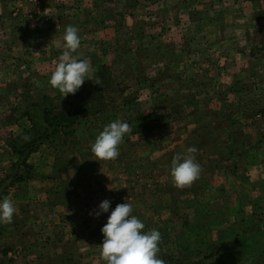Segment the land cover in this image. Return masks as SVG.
Here are the masks:
<instances>
[{"label": "rangeland", "instance_id": "1", "mask_svg": "<svg viewBox=\"0 0 264 264\" xmlns=\"http://www.w3.org/2000/svg\"><path fill=\"white\" fill-rule=\"evenodd\" d=\"M75 1L78 5L83 2ZM195 1L200 4H192V13H171L174 25L183 26L175 28L170 40L151 38L148 29L142 28L141 33L136 28L134 35L140 41H135V46L130 38L109 55L97 52L98 56L88 60L91 75L100 84L86 80L74 95L65 98L49 84L48 75L55 67L50 60L53 56L41 55L35 46V51L34 47L26 50L28 56H1L7 48L0 45V181L14 160L6 139L16 136L12 132L22 127L12 122L24 119L20 105L13 110L7 107L9 103L36 102L28 110L36 119H41L45 107L81 111V127L68 135L67 144L55 138L51 147L45 144L32 157L35 179L28 178L8 190H4L7 181L0 186V198L13 201L32 195L28 198L38 206L25 226L31 228L35 254L44 250L36 244L40 233L46 246L47 238L55 240L54 235L64 234L60 245L68 249L77 223L83 226V217L90 218V212L108 199L111 207L102 215L104 221L117 204L126 202L132 205V214L143 215L148 222L152 218L145 230L156 228L166 235L159 257L164 252L180 258L182 253L192 254L201 238L190 235L191 228L200 224L205 228L216 219L220 224L223 220L226 231L227 227L236 228V235L207 253L206 264H264V0ZM25 10L23 1L14 0L10 16L15 21L23 16L37 23L45 14ZM67 15L70 22L79 24L94 17L82 10ZM116 23L123 24L119 19ZM97 36L100 40L99 33ZM101 66L108 71L104 78L99 73ZM152 112L156 115L151 116ZM117 118L125 119L132 131L125 135L116 159L99 161L91 147L81 148L84 139L90 135L95 139ZM190 146L198 149L196 158L202 171L191 186L178 189L170 176L171 160ZM66 165L78 180L73 182L74 189L68 187L61 196L48 197L45 189L49 185L44 184L52 180L44 176V169L59 172ZM251 177L259 181L255 185L260 190H250ZM245 196H250L247 201L254 199L261 204L246 205ZM52 200L63 205H46ZM245 206L248 212L256 210L254 218L250 219ZM59 207L62 210L55 211ZM197 210L202 211L199 223ZM16 212L21 215L19 209ZM219 230L214 228L212 236ZM100 249L74 255L76 263L106 264ZM19 252L11 256L12 263L4 262L6 256L0 254V264L23 262L27 255Z\"/></svg>", "mask_w": 264, "mask_h": 264}, {"label": "crops", "instance_id": "2", "mask_svg": "<svg viewBox=\"0 0 264 264\" xmlns=\"http://www.w3.org/2000/svg\"><path fill=\"white\" fill-rule=\"evenodd\" d=\"M13 1L14 0H0V45H5L7 48V51H5V53H2L1 56H28V52L26 54V50L28 51L30 47L35 46L38 53H40L41 55L43 53L44 56H53V58L50 60H52L55 65L56 62H59V58L64 51L63 45L65 42L63 41V34L65 28L68 25L76 26L79 30V35L86 38H81V47L78 49V52L74 53L73 55L78 54L81 57L91 60V57L98 56V53H100L99 56H105L106 53L107 55H109L111 52H115V50L117 49L120 50V48L124 46L126 40L130 38L133 42V45L135 46V41H140L134 35V30L136 28L140 31L142 28L148 29V35L151 38H165L166 40H170V37H173V31L175 30V28H182L183 26L181 23H177L178 25H174V18L170 16L171 13L175 11L177 13L183 12L188 15L192 13V4H200V2H197L195 0H82L83 2L79 5L75 0H69L68 2H65V0L63 2H59V0H35L34 2H29L30 0H21L24 2L25 8L26 10H28V12H32L37 9V11L41 12L40 14L45 13L40 17V19H43L37 20L36 23L34 22V20H30L29 22V20L27 18H23V16L15 21L12 16H10ZM200 8L201 5H198L197 9ZM76 10L88 12L94 17L91 22L89 21V23L79 24L77 22H70L72 20L67 14L72 13V11L76 12ZM123 13L126 14L122 15ZM120 15L124 18L120 19ZM118 19L122 20L123 24L116 23ZM184 20H186V17H184ZM98 22H103V24H101V26H97ZM141 24L145 25L143 26ZM81 28H83V30ZM98 33L100 34V40L97 38ZM37 35H39V37ZM142 36L145 37L146 35H144L143 33ZM108 43L110 44L108 45ZM8 46H11L10 50ZM16 49L18 54L16 53ZM23 75L26 76L25 73ZM50 76L51 73H49L48 75V80ZM33 84L34 83H32L31 85ZM31 89H36V87H31ZM18 90H20V93H23L22 87H18ZM35 103L36 102H29L28 100H26V103H24L20 100L19 102H11L7 106L11 107L10 109L18 110L19 106L16 105H20V109H22L23 112V120L18 121L17 119L16 122H12V124L20 123L19 126H22L20 128L21 130H19L18 132H12L13 134H17L16 136L24 137L27 134L29 137H33V122L37 119L33 117L32 114V117H30L28 110ZM47 106L49 105L47 104ZM52 108L54 109V106H52ZM54 110L56 111L58 109ZM11 137L14 136L10 135V137H8L6 141L10 140ZM55 138H62L67 144L68 135L65 134L60 137V135L57 134L53 137L52 140L44 141L36 148L35 151L30 153L27 160L30 171L29 179H35L36 177L35 170H33L34 168L31 162L32 157L34 155L37 156V154L40 152L39 150L45 144L51 147L55 142L53 141ZM85 141L90 142L86 143ZM94 141L95 139H92L91 135L88 139H84L83 142L81 138V148H89ZM81 142L77 140V144H80ZM7 145L9 146V143H7ZM9 148L10 154L14 157V160L8 166L7 171L5 172L7 174L12 171L14 163L18 159V156L14 153L10 146ZM79 153H81V150L76 154L79 155ZM67 165L62 171L59 172H49L47 169H44V176L46 175L50 177V179L48 180H52L50 182H45L48 184H44L49 185L46 186L48 188L45 189L48 197L50 196L54 199L58 196H61L65 188L70 187V191L74 189L73 182L77 183L78 180L73 176V170H70V167H68ZM74 171L78 174V168L76 166ZM71 177L73 179H71ZM26 180L19 182L16 185H22L26 182ZM250 181L252 185L250 186L251 191L260 190V186L255 185L259 183L256 178L251 177ZM28 196H25L21 199L18 197L19 199L13 200L16 210L19 209V213H21V215L19 216V214L16 212L14 214V220L12 224L0 225V254H4L6 256L5 258H3L4 262L12 263L11 256H13V253L20 251L19 255L23 253L27 256L23 255L25 256V258H23L24 261L19 262L18 264H77V258L74 255L89 253L92 251V249H95L96 247H99L100 244H102L103 235L101 232V228L104 224L107 223V221H104V219L102 218L103 214L99 217L91 215L90 218L83 217V226L78 227L79 223H77L75 228L76 230L74 229V237L71 244L68 246V249L66 248V250H64L62 246H66L60 245V241L63 239L64 234H56L57 238L54 235L55 240H50L49 238H47L46 240H48L49 244L46 246L45 242L43 243L45 236L40 233L39 235H37L36 239L38 240L36 244L43 247L44 250L38 254H35L33 252V242L31 241L33 238H31L30 235L31 228L25 229V226L33 217V212L37 210L38 206L33 202L34 199L28 198ZM29 197H32V195ZM248 197L250 198V196ZM248 197L245 196L246 200L244 201V204H249L250 206H253L254 204H261L260 201L254 199H251V201H247ZM37 202L39 205L40 202ZM61 202L56 200V202L53 203L47 202L46 205H50L52 206V208H55L57 205H63V203ZM29 206L33 208L32 211ZM39 207L41 208V206ZM70 208L71 207L68 208L69 215L72 213ZM61 210L62 208L59 207L55 211ZM196 212L199 218L197 223H199L201 222L200 217L202 211L197 210ZM254 212H256V210L254 209L248 212L246 207V213L249 214L250 219L254 218ZM133 215H136L141 221H143L145 223V226H147V224L150 225V223L153 222L152 218H150L148 222L145 217H143V215ZM244 216L246 217V214H244ZM218 218L220 219L221 217L218 216ZM85 219H87V221L89 220L88 223H84ZM213 221H215L216 223L212 225L211 222H208L205 228H203L201 224L200 226L195 225L194 228H191L190 235L197 236L198 234L197 237L201 238L196 243L197 248L195 249V251L193 250L196 255H193L192 258H195L196 260H198L199 258L204 260L206 258V254H209L211 251L215 250L219 246V243L224 244V241H226L227 238L232 239L236 235V228L227 227L228 231L224 230L226 228V225H224L223 227V220H221L222 224H220L216 219ZM242 221L244 222V220ZM210 226H214L216 230H218V227L221 228L218 234L216 232L217 236H212V230L214 228L210 229ZM161 236L165 237L166 235H164L163 232ZM159 247L161 249V245H159ZM14 249H16V251ZM192 258L186 256L187 261ZM32 259L34 260V262H31Z\"/></svg>", "mask_w": 264, "mask_h": 264}, {"label": "clouds", "instance_id": "3", "mask_svg": "<svg viewBox=\"0 0 264 264\" xmlns=\"http://www.w3.org/2000/svg\"><path fill=\"white\" fill-rule=\"evenodd\" d=\"M64 51L55 65L49 84L59 91L63 98L75 94L85 83L92 80L100 84L99 79L91 75V64L80 55H73L81 47V37L76 26L68 25L63 34ZM132 131L129 123L117 118L106 124L91 144V153L99 161L114 160L119 156V146L125 135ZM24 140H30L25 135ZM198 149L190 146L185 152L173 156L170 164V176L174 187L184 189L199 179L201 165L197 161ZM111 201L103 200L98 209L90 215L99 217L109 213ZM16 207L7 197L0 198V225L12 224ZM132 205L128 202L117 204L108 215L107 223L101 228L103 242L100 255L106 264H164L158 257L161 233L153 228L145 230V224L133 215Z\"/></svg>", "mask_w": 264, "mask_h": 264}, {"label": "trees", "instance_id": "4", "mask_svg": "<svg viewBox=\"0 0 264 264\" xmlns=\"http://www.w3.org/2000/svg\"><path fill=\"white\" fill-rule=\"evenodd\" d=\"M99 69L100 75H102L103 78L106 77L108 72L107 68L105 66H101ZM28 113L29 116L32 117L31 113ZM80 113V110L65 112L62 109H59L57 112H55L52 107H45V109L42 111L41 119L38 118L33 122L32 130L34 135L33 137H30V140L26 141L22 136L11 137L7 143H9L11 149L18 156V159L14 163L12 171L6 174V178H3V180L0 181V186L3 184V182L7 181L8 184L4 188V190H6L17 183L28 179L30 176L29 164L27 161L29 154L35 151L41 143L46 140H52L57 134L69 135L80 129L79 127H81L82 123L79 116ZM154 114L155 113L152 112L151 116ZM173 251L176 252V250ZM175 254L169 253V255H166V252H164L161 254L160 259L163 260L164 264H206L202 259L196 260L195 258H192L193 255H196L194 252L188 255L182 253V258L176 256ZM186 256L191 257L192 259L187 261Z\"/></svg>", "mask_w": 264, "mask_h": 264}]
</instances>
